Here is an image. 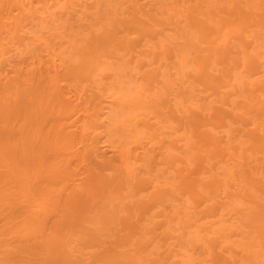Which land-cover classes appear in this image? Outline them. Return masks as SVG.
I'll list each match as a JSON object with an SVG mask.
<instances>
[{"label": "bare ground", "instance_id": "6f19581e", "mask_svg": "<svg viewBox=\"0 0 264 264\" xmlns=\"http://www.w3.org/2000/svg\"><path fill=\"white\" fill-rule=\"evenodd\" d=\"M3 234L23 264H264V0H0Z\"/></svg>", "mask_w": 264, "mask_h": 264}, {"label": "rangeland", "instance_id": "374dc122", "mask_svg": "<svg viewBox=\"0 0 264 264\" xmlns=\"http://www.w3.org/2000/svg\"><path fill=\"white\" fill-rule=\"evenodd\" d=\"M8 235H0V238H5ZM30 239V238H29ZM5 247L0 246V263L9 262L10 264H23L28 259L29 254L25 250L18 251L15 247L8 251H4Z\"/></svg>", "mask_w": 264, "mask_h": 264}]
</instances>
